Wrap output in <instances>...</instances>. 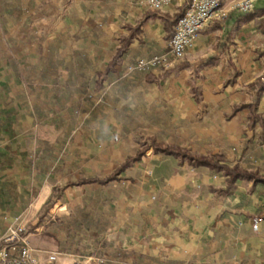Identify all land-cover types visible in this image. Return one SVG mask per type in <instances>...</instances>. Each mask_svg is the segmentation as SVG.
Wrapping results in <instances>:
<instances>
[{
	"label": "crops",
	"instance_id": "obj_1",
	"mask_svg": "<svg viewBox=\"0 0 264 264\" xmlns=\"http://www.w3.org/2000/svg\"><path fill=\"white\" fill-rule=\"evenodd\" d=\"M5 1V13L9 10V14L14 16L7 26L15 28L19 20L16 17L18 8L24 13L33 1L29 0L28 6H24L21 0ZM238 1L223 0V17L199 32L194 46L187 50L183 61L174 64L178 66L175 70L163 78L159 77L161 73L152 77L154 79L146 78L147 82L155 81L158 84L152 88L160 89L157 90L158 102L174 108L163 110L166 118L154 119L159 126L163 125L164 120L169 127L180 126L190 110H202L207 105L217 103L223 97L214 99L220 95V92L215 93V85L225 86L222 96L226 93L248 96L244 94L246 89L248 91L247 85L264 72V29L260 28L262 24L259 23L264 20V0H254V9L250 12L239 11L235 7ZM83 2L81 12L86 13L88 18L86 21L81 19L79 23L111 26L119 32L117 38L120 44L116 45L117 48L122 43V37L131 33V40L117 65L118 69L131 52L133 56H152L163 51L167 43V31L161 14L172 16L183 5L182 0H170L154 14V9L147 7L144 0ZM147 12L151 13L149 17L145 16ZM6 45L10 47L9 50L4 47L6 54L2 52L3 45H0V235L7 231L10 222L17 217V212L12 217L14 210L7 208L11 205L8 203L12 199L17 202V192L27 181L35 184V163L31 161L36 144L34 116L35 112L41 115L47 110L41 104V97L39 103L26 89V84L30 85V82H25V78H29L27 75L20 78L22 81L17 84L15 74L19 77L21 71L10 51L13 45L9 44V40ZM1 55H9V60H14L16 68L11 60L9 62ZM97 59L94 63L101 62L99 67L93 69V73L95 69L104 67L112 57L108 61ZM134 74L125 78L118 73L104 81L105 87L101 93L105 92V100H110L106 104L110 107L113 105V110L119 111L115 115L119 122L116 118L115 121L120 124L127 120L125 111L132 97L141 95L138 83L130 84L139 75ZM114 80H120V83L115 85L114 90L107 92V82L113 83ZM193 86L198 87L202 102H197ZM250 101L238 102L233 106ZM262 104L264 93L259 106ZM244 110L251 108L244 107L231 117ZM182 111H185L186 117L177 115ZM143 117L148 118L146 115ZM42 169V177L36 182L43 184L48 182V173ZM120 176L121 181L125 178L123 182L119 181L125 187L129 186L127 176L135 179L137 185L136 190L128 195L121 192L124 200L121 205H117L116 211L122 210L121 216L117 218L120 220V233L112 243L106 242L104 238V257L94 254L96 241L103 238L101 233L100 237L96 233L76 237L75 243L80 238L74 248L78 253L59 252L58 248L31 247L59 254L60 264H86L89 258L92 259L89 264H98L97 259L104 260L105 264H264L263 182L240 179L227 186L226 177L221 171L193 167L173 156L153 153L152 149L146 150L142 158L121 172ZM91 204L93 207L97 203ZM86 243L88 249L83 251Z\"/></svg>",
	"mask_w": 264,
	"mask_h": 264
},
{
	"label": "rangeland",
	"instance_id": "obj_2",
	"mask_svg": "<svg viewBox=\"0 0 264 264\" xmlns=\"http://www.w3.org/2000/svg\"><path fill=\"white\" fill-rule=\"evenodd\" d=\"M32 1V5L17 16L18 25L13 29L16 31L23 28L24 32L17 36V44L12 46L10 51L21 71L19 77L15 74L17 84L22 81L20 78L23 79L27 75L29 78H25V82H30V85L24 82L26 89L39 103L41 97V104L46 106L48 111L45 110L41 115L35 112L34 116L36 144L31 161L35 163V184L27 181L17 192V202L12 199L11 203H8L11 205L7 207L14 210L12 217L14 212H17L16 218H20L17 225L29 236L31 246L56 249L57 245L43 233L48 231L59 240H62L63 234L53 226H48L49 222L76 215L77 211L84 208L90 209L91 203L98 201V198L100 200L92 210L98 212L96 218L102 226V237L109 243L115 241L120 233V220L117 218L121 216L122 211L116 212L117 205H121L124 200L122 193L128 195L136 190V180L127 176L128 187L121 184L125 179L122 178L121 182L112 183L109 190H102L94 185L66 186L65 181L79 176L109 174L116 164L148 135H155L179 147L186 146L205 154L218 152L228 163H239L252 169L259 168L264 175V141L258 139L261 127L257 122H252V110H244L235 117H228L234 104L252 99L249 90L244 92L248 96H232L230 93L222 96L225 86L215 85V93L220 92V95H216L214 99L223 97L217 103L207 105L202 110H190L187 119L181 121L180 126L169 127L165 120L161 122L163 125L159 126L154 119L166 118L163 110L174 108L158 102L159 88L152 89L158 84L155 81L147 82L146 78L157 77L175 63L168 68H141L137 63L146 62L165 49L152 56H133L131 52L118 70L125 78L129 74L139 73L130 84L138 83L141 95L132 97L128 110L125 111L127 119L134 120L137 125L126 122L120 124L115 117L119 111L113 110V105L110 107L106 104L110 100H105V92L91 95L90 91L82 92L75 85L66 86L68 72L60 62H75L80 57L85 61L89 78L93 69L99 67V59L108 61L113 57L116 45L120 44L117 38L119 32L111 26H89L86 22L80 24L81 19L86 21L88 18L86 13L81 12L83 0ZM12 6L14 8V5ZM7 36V30L0 18V45H3L2 52L5 54L6 49L10 48L6 45ZM96 57L99 58L98 64L94 63ZM183 58L178 63L183 61ZM49 60H59L53 61V69L50 72L47 70ZM58 83V86L55 85ZM118 83L120 80L107 82V92L114 90ZM185 85L189 88L188 84ZM257 112L264 117V104L258 106ZM181 114L186 117L185 111L178 112L177 115ZM144 115L148 118L143 117ZM251 143L255 144L254 149H251ZM244 150L250 152L249 161L244 159ZM41 168L42 171L47 170V183L36 182L42 177ZM91 244L93 245L92 241ZM87 247L86 243L82 250L86 251Z\"/></svg>",
	"mask_w": 264,
	"mask_h": 264
},
{
	"label": "trees",
	"instance_id": "obj_3",
	"mask_svg": "<svg viewBox=\"0 0 264 264\" xmlns=\"http://www.w3.org/2000/svg\"><path fill=\"white\" fill-rule=\"evenodd\" d=\"M21 2L24 3V6H28L30 1L28 0H21ZM6 1L0 0V18H2L3 24H5V29L7 30V40H9V44L16 46L17 36L21 35L22 32H24L22 29H15L14 26H12L11 29L9 26H7L8 22L14 17L13 14H9L10 11L6 10L5 13L4 5ZM185 2L181 6L180 10L175 13L172 16L168 15H162L164 19V27L167 31L166 39L169 41L171 36L174 32V26L178 20V18L182 15L184 10ZM155 13H158L157 9H154ZM21 9L18 8L16 17L21 14ZM151 15L150 12H147L145 14L146 17H149ZM11 18V19H10ZM262 26H260L261 29H264V20L259 21ZM26 32V31H25ZM24 34V33H23ZM131 33L128 36L122 37V43L121 45L116 49V52L114 53L112 59L102 68L95 69L94 73L91 77L87 78V73L85 70V61L79 57L75 62L68 60L63 61L60 60L63 67L68 72L66 77V86H73L76 85L77 89L83 91H90L91 95L96 94L100 95L101 92L104 90L105 84L104 81L111 78L112 76L118 74L120 71L118 70V63L122 59V56L125 52V50L128 48L129 42L131 40ZM1 57L4 59L6 58L9 62L11 60V63L14 68H16V65L14 63V60H9V55H1ZM53 61L57 60H49L47 70L52 71V64H54ZM59 62V61H58ZM178 66L174 65L166 70H164L160 74V78H163L166 76L169 72L175 70ZM48 72V73H49ZM154 78H149V80ZM59 84V83H58ZM55 84V85H58ZM248 90L252 94V99L248 103H241L234 106V108L231 110V112L228 114V117H231L234 115L238 110L244 108V107H250L253 112V118L252 122H257L258 125L261 127V132L258 136V139L260 141H264V117L257 112V108L261 102V96L264 93V72L257 77L254 81L250 82L247 85ZM194 95L197 100V102H202L200 93L198 91L197 86H193ZM90 96V95H89ZM126 123H131L134 125H137V122L134 120L127 119L124 121ZM140 136V135H139ZM139 142V141H137ZM249 142V141H248ZM139 145L132 148V151L128 153L120 162H118L115 166V168L107 175L105 176H97V175H86V176H79L75 179H67L65 182L66 186H73V185H80V184H95L98 186L99 189L102 188H108L111 187L112 183L119 182L121 180V172L129 168L133 165L134 162L140 160L142 156L144 155L145 151L148 149H152L153 153H159L166 156H173L177 158L180 162L184 161L188 165H191L193 167H207L212 168L216 171H221L223 175L226 177L227 186L232 185L237 180L243 179L247 181H252L253 183L263 182L264 183V175L260 171L259 168H250L246 165H241L239 163L230 164L227 162V160L224 158L223 155L218 153L208 154L204 155L202 153H199L197 151H191L186 147H179L175 143H168L162 139L157 138L155 135H148L146 138L138 143ZM251 149H254L255 144H250ZM258 151V149H256ZM256 152V151H255ZM250 152H246L245 150L242 152L244 155V159L246 161L250 160ZM99 197V196H98ZM100 199L98 198V201ZM96 201V202H98ZM95 202V200H94ZM84 208L79 211H77L76 215H70L67 218H59L56 221H50L48 226H53L55 230H59L64 234V239L59 240L54 235H50L48 231H45L43 235L50 240H52L59 250V252H75L78 253V251L75 248L76 243L80 240L78 238L77 242L75 243V238L89 235L90 234H97V237H100L102 234V226L100 225L99 219H97V212L92 210V207L89 209ZM76 216V217H75ZM101 233V234H100ZM23 236L25 233L22 234ZM106 247V242L103 238H100L98 241H96V249L94 254L98 257H104L103 249ZM109 257V255H107ZM112 257V256H111ZM110 257V258H111Z\"/></svg>",
	"mask_w": 264,
	"mask_h": 264
},
{
	"label": "built area",
	"instance_id": "obj_4",
	"mask_svg": "<svg viewBox=\"0 0 264 264\" xmlns=\"http://www.w3.org/2000/svg\"><path fill=\"white\" fill-rule=\"evenodd\" d=\"M185 2L182 15L178 18L174 32L166 44V48L146 62L137 63L138 67L168 68L183 58L192 48L199 32L215 20L223 17V0H182ZM170 0H144L147 7L160 9ZM235 7L241 12L254 9V0H239ZM20 218L13 219L8 225L6 234L0 235V264H60L59 254L49 251L35 250L29 243V236L22 235L23 228L18 227ZM92 261L89 258L86 264ZM98 264H105L97 259ZM73 264H85L75 262Z\"/></svg>",
	"mask_w": 264,
	"mask_h": 264
}]
</instances>
